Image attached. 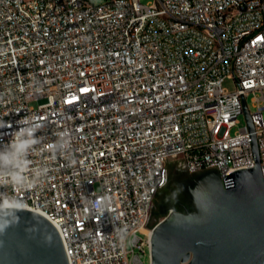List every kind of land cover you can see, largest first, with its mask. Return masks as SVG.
Masks as SVG:
<instances>
[{
    "label": "built area",
    "instance_id": "obj_1",
    "mask_svg": "<svg viewBox=\"0 0 264 264\" xmlns=\"http://www.w3.org/2000/svg\"><path fill=\"white\" fill-rule=\"evenodd\" d=\"M242 90L264 173V0H0V147L30 120L45 146L33 167L49 169L4 191L60 229L70 264H152L170 163L216 169L225 187L254 166L248 124L231 132ZM61 132L67 156L46 150ZM106 198L107 211L90 207Z\"/></svg>",
    "mask_w": 264,
    "mask_h": 264
},
{
    "label": "water",
    "instance_id": "obj_2",
    "mask_svg": "<svg viewBox=\"0 0 264 264\" xmlns=\"http://www.w3.org/2000/svg\"><path fill=\"white\" fill-rule=\"evenodd\" d=\"M242 94L254 166L228 174L227 187L218 170L199 172L186 187L193 206L170 207L153 226L152 264H264V173L255 123ZM19 215V226L0 236V264H70L57 226L33 210L24 208ZM33 227L38 231H27ZM48 234L51 244L44 242Z\"/></svg>",
    "mask_w": 264,
    "mask_h": 264
},
{
    "label": "clouds",
    "instance_id": "obj_3",
    "mask_svg": "<svg viewBox=\"0 0 264 264\" xmlns=\"http://www.w3.org/2000/svg\"><path fill=\"white\" fill-rule=\"evenodd\" d=\"M13 138L9 143L0 147V236H3L10 227H17L21 222L19 213L25 208V201L15 195L8 194L5 188L14 186L20 190L34 189L41 186L48 178L49 169L41 165L34 168L31 157L45 150L42 137L36 133L40 127L24 120L18 125ZM46 150L58 155L67 156L71 152V140L66 132L57 134L54 143L48 144ZM74 164L75 160H70ZM110 201L106 198L103 204L90 202V207L97 213L107 211ZM28 232L38 231L33 227ZM117 239L121 245L127 241L129 233L126 229L116 230ZM45 243L51 244L52 236H45ZM3 241L0 240V245Z\"/></svg>",
    "mask_w": 264,
    "mask_h": 264
},
{
    "label": "flooded vegetation",
    "instance_id": "obj_4",
    "mask_svg": "<svg viewBox=\"0 0 264 264\" xmlns=\"http://www.w3.org/2000/svg\"><path fill=\"white\" fill-rule=\"evenodd\" d=\"M198 173H189L186 169H179L177 173V184H169L167 182L166 187L160 189L155 197L160 210H165L170 207L176 208H191L192 200L187 192L183 193V182L186 181V187L189 183L193 182ZM154 211L152 210L151 216Z\"/></svg>",
    "mask_w": 264,
    "mask_h": 264
},
{
    "label": "rangeland",
    "instance_id": "obj_5",
    "mask_svg": "<svg viewBox=\"0 0 264 264\" xmlns=\"http://www.w3.org/2000/svg\"><path fill=\"white\" fill-rule=\"evenodd\" d=\"M94 3H103L105 1H108V0H92ZM143 3L147 4V3H152L154 2V0H141ZM224 86L230 90L234 89L235 88V81L232 80V79H227L225 82H224ZM252 98H253V94H249V96L247 97V102H248V105H249V109L251 112L255 111L256 107L254 106V102L252 101ZM33 104H36L35 102H33ZM247 124V120H246V117H245V114H242L239 118V122L237 123V125H235L232 129H231V132L232 133H235L237 132L241 127L245 126ZM170 168L172 169V175H173V179H172V184H177V173L179 171V169H185L184 168V165L183 163L181 162H172L170 163ZM96 188L99 189V184H96ZM183 193H184V190H186V181L183 182ZM152 210L154 211L153 215L151 216V219H150V223L151 225L155 224L156 222L160 221L162 218H163V211L165 210H160L159 209V206L157 204L156 201H154V204H153V208ZM169 210V208L167 209ZM145 260L148 261V256L146 255L145 257Z\"/></svg>",
    "mask_w": 264,
    "mask_h": 264
},
{
    "label": "trees",
    "instance_id": "obj_6",
    "mask_svg": "<svg viewBox=\"0 0 264 264\" xmlns=\"http://www.w3.org/2000/svg\"><path fill=\"white\" fill-rule=\"evenodd\" d=\"M172 179H173L172 169L169 168V179H168V183H169V184H172ZM165 187H166V186H165ZM165 187H163V188H165ZM163 188H162V189H163ZM190 206H193V203L190 204ZM179 209H183V208H179Z\"/></svg>",
    "mask_w": 264,
    "mask_h": 264
}]
</instances>
